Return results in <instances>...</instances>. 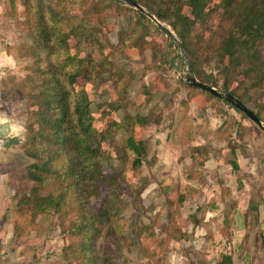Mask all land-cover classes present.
Segmentation results:
<instances>
[{"label": "rangeland", "instance_id": "374dc122", "mask_svg": "<svg viewBox=\"0 0 264 264\" xmlns=\"http://www.w3.org/2000/svg\"><path fill=\"white\" fill-rule=\"evenodd\" d=\"M140 1L173 19L167 6L180 0ZM218 1L187 38L195 74L219 90L228 84L264 126V75L258 81L260 72H242L247 59L232 70L219 51L245 4L238 0L226 18L224 10H211ZM182 10L189 15V7ZM159 21L171 36L123 0H0L1 52L11 58L0 63V264H216L224 253L234 264H255L264 251L256 249L264 129L228 102L188 87L186 52L167 21ZM51 79L56 91L69 92L77 134L64 146L79 173L67 193L65 163L53 160L49 174L39 169L46 179L38 194L57 196V204L31 217L16 202L34 184L27 165L52 156V131L38 115ZM78 93L88 98L86 134L73 114ZM128 137L142 141L140 166H131ZM198 145L207 156L192 160ZM95 161L106 177L98 184L88 180Z\"/></svg>", "mask_w": 264, "mask_h": 264}, {"label": "trees", "instance_id": "16d2710c", "mask_svg": "<svg viewBox=\"0 0 264 264\" xmlns=\"http://www.w3.org/2000/svg\"><path fill=\"white\" fill-rule=\"evenodd\" d=\"M133 1H135L139 5L144 4V6L148 8L149 13H151L158 21L159 20L167 21V24L172 27V29L175 31L176 35L180 39V44L183 47L184 51L186 52V56L188 58V65L192 73L194 72V76L196 77V79L202 83H206L208 85L216 87V85L209 83L207 80L205 81L204 79L199 78L197 74H195L196 66H197L194 59L195 52L192 48L189 47V41L187 39L191 33V30L194 28L195 24L197 22H202L206 20L209 13L208 4L212 0H183V1L180 0L181 2L178 1L179 3L177 2L178 4L175 5L173 8H171V5H168L167 7L172 10L171 14L173 16V19H169V17H167V14L165 13L161 14V13L152 12L150 6L147 5L146 3H141L140 0H133ZM237 1L238 0H219L218 3L214 6V8L211 10L222 9L224 10V15L226 18L231 17L233 15L235 3ZM242 3L245 4L244 14L240 19V21L236 23L237 25L236 28L232 27L226 29L225 33H228L227 38L224 41H222L219 47V51L222 53V55H225L229 58L230 63L227 66H231L232 70L233 68L235 69L239 68L240 67L239 65L242 62L244 63L247 59L248 65L246 66L245 69H242L241 71L246 74L249 72H254V73L260 72L256 75V78H258V81H260V77L262 76V74L264 75V58H261L262 52L264 53V43H263V51L259 50L258 46L260 45V43L264 42V0H242ZM184 5H186L190 9L189 15L183 13L182 9ZM45 32L47 31H44V34L39 33L37 36L38 39L44 41L46 39L45 36L48 37V34H45ZM164 32L167 33L169 36H171V34L166 30H164ZM73 80H74V76L70 77L69 83H71ZM255 82L256 81H253V85L259 86V84H255ZM46 83L48 86H51L50 87L51 96L50 97L45 96L44 99H42L41 110L40 111L38 110V115L40 116L41 122L44 125L43 128H49L52 131L51 132L52 140H50L53 146L51 149L52 156L50 157L48 156L46 161L43 162L45 166L43 163L39 164L34 161L30 162L27 165L26 171H27V176L29 177L28 181L32 179L34 184L33 187L30 189V191L24 193L25 195L22 196L19 195L18 201L16 202L17 204L16 207L20 206L21 203L22 204L25 203L28 206L29 209L28 213L29 215H31V217H35L41 212H45L51 209L52 205L53 208H55L57 204L55 201L57 200V196L56 197L40 196L38 194V190L40 189L42 181L46 179V175L39 174V169L44 171L45 174H49L48 172L51 170L50 164L53 160L60 159L63 163H65L66 172L63 173L64 174L63 181L66 183L65 186L68 188L67 193L71 192V190L73 191L76 189V187L72 186L73 183L72 180L74 179L71 177L78 176L79 173L76 170V164L75 161L73 160V157L75 155L71 156L69 150H67L66 147L64 146L65 143L74 144L76 142L75 136L77 134L74 131H71L70 128L72 113L69 111L68 108L69 102L67 101V98L69 97V92L65 89L64 86H62L60 90L56 91L57 85H56V80L54 79L47 80ZM188 87L198 89L202 93H206V94L209 93L208 91L200 89L191 84L188 85ZM222 89H224L223 91L230 92L231 94L236 96L240 101L246 104V100L243 97H241V95L235 93V91L229 89L228 84H224ZM77 95H78L77 98L74 100L73 106L75 108L73 114L76 115L79 126L85 130V134H86L89 131V129L86 126L89 121V115L87 112L88 98L86 95L80 96L79 93ZM211 96L213 98H218L212 94ZM230 106L234 108L232 105ZM234 109L244 114L242 111H239L236 108ZM256 115L260 118L258 113H256ZM67 124H69V126ZM85 127L88 130H86ZM69 128L70 131H68ZM65 129L67 132L64 131ZM238 129H237L238 131L236 132L238 133L239 136L242 132H241V128ZM83 141L84 138L82 142ZM126 144L127 147L135 155L131 166L133 167L140 166L145 156L142 141H135L132 137H128L126 139ZM194 150L195 153L191 155L192 160L193 158L194 159L197 158L199 155H204V158H206L207 154H205L204 145H198L194 148ZM89 151L92 152L94 151V149H90ZM46 152L49 154L48 149ZM196 152L199 153L202 152L203 154H197ZM27 154L30 157L37 156V154H33L32 152H27ZM92 166H94L93 168L94 174L93 176H91L92 178H89L88 180L89 181L97 180L95 184H98L101 180H105L106 177L103 174H101L99 170L98 161H95ZM233 167L236 168L237 165L233 163ZM80 179L79 181H81ZM77 181L78 180H76V182ZM79 184L80 183L77 182L76 186ZM94 188H95L94 192L98 193V188L96 186H94ZM23 191L24 190L21 189L20 194ZM59 196L60 194H58V197ZM262 203H264L263 200ZM252 208L254 209L257 208V204L253 205L251 209ZM13 225L17 234H21L23 232L22 228L20 227L17 221H14ZM216 264H234L232 255L223 254Z\"/></svg>", "mask_w": 264, "mask_h": 264}, {"label": "water", "instance_id": "95a60500", "mask_svg": "<svg viewBox=\"0 0 264 264\" xmlns=\"http://www.w3.org/2000/svg\"><path fill=\"white\" fill-rule=\"evenodd\" d=\"M123 1L126 2L127 4L131 5V6H134L135 8H137L141 12H145L147 14V16L151 20H153L159 27H162L164 30H166L167 32H169L172 35V32L168 27H164L160 21H158L151 13L147 12L141 5H139L138 3H136L133 0H123ZM174 39L177 40L175 37H174ZM180 47L183 49L182 46H180ZM188 69H189V72L185 75V82H187L193 86H196L200 89L206 90L209 93H211L212 95L228 102L234 108L238 109L239 111H242L247 117H249L252 121H254L262 129H264L262 121L256 115V113L253 110H251L246 104H244L242 101H240L236 96H234L230 92L219 90L216 87H213L211 85H208L206 83H202V82L198 81L196 79V77L194 76V74L192 73V71L190 70L189 66H188Z\"/></svg>", "mask_w": 264, "mask_h": 264}, {"label": "crops", "instance_id": "0c3cea01", "mask_svg": "<svg viewBox=\"0 0 264 264\" xmlns=\"http://www.w3.org/2000/svg\"><path fill=\"white\" fill-rule=\"evenodd\" d=\"M2 49H4L3 48V46L0 44V63L1 62H8V63H10V60H11V58L8 56V55H6V54H4L3 55V53L1 52L2 51ZM256 189V188H255ZM261 192L263 191L264 192V189H261L260 190ZM258 211L261 213L260 214V216H259V228H260V230H261V234H262V243L260 242V244H257V246H256V249H257V247H258V249H260V248H262V250H264V205H263V203H261V204H259L258 205ZM259 245V246H258ZM254 252H255V250H254ZM224 254H226V253H224ZM229 254H231V253H229ZM252 253H250V251H248V255H251ZM262 256H264V251H260V253H257L256 255H255V258H254V261H255V264H262L263 263V260H262ZM233 258V257H232ZM256 259V260H255ZM258 260V261H257ZM253 261V262H254ZM260 261V262H259ZM233 262H234V259H233ZM252 262V263H253ZM257 262V263H256Z\"/></svg>", "mask_w": 264, "mask_h": 264}]
</instances>
